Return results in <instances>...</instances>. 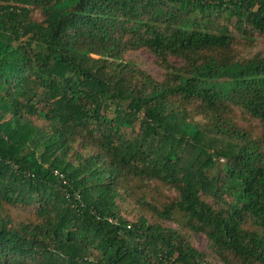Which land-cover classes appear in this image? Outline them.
<instances>
[{"label":"trees","instance_id":"16d2710c","mask_svg":"<svg viewBox=\"0 0 264 264\" xmlns=\"http://www.w3.org/2000/svg\"><path fill=\"white\" fill-rule=\"evenodd\" d=\"M253 32L264 0H0V264H264Z\"/></svg>","mask_w":264,"mask_h":264},{"label":"rangeland","instance_id":"374dc122","mask_svg":"<svg viewBox=\"0 0 264 264\" xmlns=\"http://www.w3.org/2000/svg\"><path fill=\"white\" fill-rule=\"evenodd\" d=\"M33 16L35 18H39V13L37 11H34ZM228 24L230 30H233L231 24L230 23ZM238 36H239V45H238L239 54L246 57H252L257 53L264 54V34H260L257 32L250 33V37L247 40L242 38L240 35ZM124 58L132 59L136 61L141 68L151 73L157 80L161 79L162 70L157 65L155 56L148 50L140 49L137 51H130L124 55ZM240 124L245 125L247 124V122L244 119H242L240 121ZM257 127L255 129L256 131H258ZM219 162L221 163L223 162V160L220 159ZM163 192L168 196L174 194L173 191H170L168 189H164ZM134 208L135 206L132 204V202H125L122 205V212L125 216L128 217L127 219H132L133 213L131 211H134ZM126 212H131L132 215H126ZM164 224L172 227H177L176 224L171 221H164ZM191 240L193 245L197 249L199 250L206 249V238L204 234L193 232L191 233ZM210 260L212 264H223L215 255H212Z\"/></svg>","mask_w":264,"mask_h":264}]
</instances>
